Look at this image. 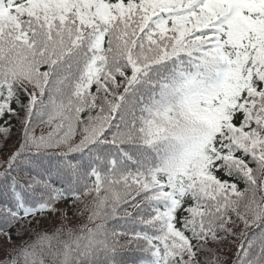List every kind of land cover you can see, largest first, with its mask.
I'll return each instance as SVG.
<instances>
[{"label": "snow or ice", "instance_id": "snow-or-ice-1", "mask_svg": "<svg viewBox=\"0 0 264 264\" xmlns=\"http://www.w3.org/2000/svg\"><path fill=\"white\" fill-rule=\"evenodd\" d=\"M0 264H264V0H0Z\"/></svg>", "mask_w": 264, "mask_h": 264}, {"label": "trees", "instance_id": "trees-1", "mask_svg": "<svg viewBox=\"0 0 264 264\" xmlns=\"http://www.w3.org/2000/svg\"><path fill=\"white\" fill-rule=\"evenodd\" d=\"M13 124H14V127H13V130H12V133H11V139H10L9 142H8L10 148L18 142L19 137H20V125H19V123H17V122L14 120V121H13ZM44 128H45L44 125H39V126L36 128V133H37V135H39L40 132H41L42 130H44ZM233 250H234V249H233Z\"/></svg>", "mask_w": 264, "mask_h": 264}]
</instances>
